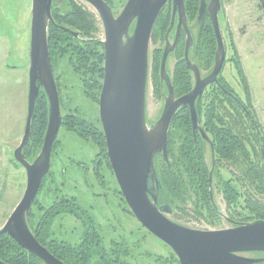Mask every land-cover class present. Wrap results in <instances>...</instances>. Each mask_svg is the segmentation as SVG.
Returning a JSON list of instances; mask_svg holds the SVG:
<instances>
[{
  "label": "rangeland",
  "instance_id": "rangeland-1",
  "mask_svg": "<svg viewBox=\"0 0 264 264\" xmlns=\"http://www.w3.org/2000/svg\"><path fill=\"white\" fill-rule=\"evenodd\" d=\"M104 1L115 16L127 2ZM30 6L31 0H0V227L21 199L26 183L25 170L14 160L13 151L22 139L27 113ZM51 10L55 24L71 27L82 34L89 30L86 36L82 35V39L90 38L101 44L102 24L88 4L81 0H53ZM161 12H168L170 21L171 0L165 3ZM75 14L78 21H86L87 25L83 30L64 23L67 17ZM218 20L225 47V58L219 71L220 87L212 85L203 90L202 100L198 104L202 115V123L199 120V124L205 130V111L208 106H215L217 119H213V123L217 128L222 124L232 125L234 134L246 142L248 151L247 155L228 152L225 159L214 152L209 189L210 147L200 137L205 144V161L208 165L207 196L209 198L211 190L212 202L217 209L235 222L264 220L261 218L264 217V192L261 190L262 182L264 184V13L259 9L257 0H220ZM187 25L196 44L203 25V22L197 25V12L187 18ZM174 28L168 35L170 40L174 37ZM166 30L157 39L152 33L149 41L145 97L148 125L158 119L163 106V95L167 92L166 88L160 91L159 72L157 80L154 72V54L161 50L157 62L159 66ZM70 41L71 46L66 48V52L49 53L59 95L61 126L52 146L49 172L43 178L30 208L29 227L34 234L41 228V218L53 208H76L74 214H56L52 217L49 228L50 241L65 242L75 249L72 253H80L79 256L70 258L71 264H178L171 249L142 227L126 205L107 160L104 137L102 139L98 134L81 136L82 131L76 130L75 121L82 120L102 132L98 98L103 62L95 69V73L88 72L93 61L88 63L85 54L79 55L76 51L80 46L84 49V41ZM73 48L75 51H72ZM182 49L183 40H180L178 47L167 58L166 67L171 77L175 75L177 65H180ZM215 51L216 44L213 54ZM199 68L201 75L208 74L213 68V60L206 66L200 63ZM215 88L227 93L231 102L220 97L212 104L210 95ZM39 98L44 99L48 116V103L43 91L39 93L37 99ZM241 106L247 108L248 116L245 117L249 119L239 117ZM45 130L46 126L38 144H34L31 133L24 147L29 161L39 152ZM85 130L90 132L89 129ZM255 133L259 135L256 142ZM252 139L253 142L248 141ZM175 145H178L176 138ZM245 158L249 160L246 161ZM167 162L169 164L168 151ZM162 163L166 164L159 153L155 157V168L159 169ZM252 169L259 173L257 181L252 179ZM193 188L189 186L184 191L186 195L180 200L171 199L166 189L163 193L160 191L159 205L170 204L169 201L174 203L172 213L167 214V218L195 229L228 227L230 224L216 214L210 199H198ZM232 194L236 198L235 202L227 200ZM83 232L87 235L84 243L81 242ZM47 250L49 251L48 248ZM251 256L264 258V252Z\"/></svg>",
  "mask_w": 264,
  "mask_h": 264
},
{
  "label": "water",
  "instance_id": "water-1",
  "mask_svg": "<svg viewBox=\"0 0 264 264\" xmlns=\"http://www.w3.org/2000/svg\"><path fill=\"white\" fill-rule=\"evenodd\" d=\"M53 0H31L28 46L27 113L23 136L13 151L14 160L25 170L23 195L0 227L22 249L43 264H65L39 243L28 224L31 205L50 169L53 143L61 126L59 95L49 55L48 29L53 25ZM99 17L103 38V75L98 98L99 121L105 140L106 155L122 197L133 216L150 234L165 243L180 264H256L262 260L242 258L238 252L264 251V220L241 222L216 230H194L180 226L170 219L169 206L158 205L162 187L155 168L160 153L167 160V138L170 123L180 108L188 107L191 130L195 139L198 131L210 147L211 170L214 168L213 144L199 124L195 102L204 88L217 81L225 58V47L219 27L220 0H199L197 24L205 13L216 41L213 68L205 77L188 58L193 37L187 25L184 0H171L168 28L159 63V79L167 92L158 119L148 125L145 116V97L148 80V48L150 35L161 9L168 0H127L115 16L104 0H81ZM133 24V27L131 25ZM175 24L172 40L168 35ZM73 36L77 31L57 25ZM184 33V60L193 73L192 89L175 97L167 71L168 56L173 53L180 31ZM43 91L48 103L46 130L39 152L32 161L23 153L31 137V122L39 93ZM210 199L212 193L209 190ZM0 264H9L0 259Z\"/></svg>",
  "mask_w": 264,
  "mask_h": 264
},
{
  "label": "trees",
  "instance_id": "trees-1",
  "mask_svg": "<svg viewBox=\"0 0 264 264\" xmlns=\"http://www.w3.org/2000/svg\"><path fill=\"white\" fill-rule=\"evenodd\" d=\"M259 9L264 13V0H257ZM199 0H184L185 12L187 18L192 16L195 12H197ZM77 15H72L71 17H67L64 20V23L69 24L72 27L83 30L87 25L84 19L78 21ZM82 21V22H81ZM169 21L168 12H160L158 19L153 27L152 33L157 39L163 32L166 30ZM202 29L199 34L197 40V51H198V59L204 66L211 63L213 60V53L215 49V38L211 29V26L207 18L203 21ZM89 30L86 31L85 34H88ZM151 33V35H152ZM82 34V35H85ZM86 36V35H85ZM70 39L77 42V40L69 35L64 30H61L53 25L49 26L48 29V45H49V53L53 52H66V48L71 46ZM85 45L84 49L80 48L76 49L77 54L82 55L85 54L86 60L88 63H91V70L88 69V72L95 73V69L99 68L103 62V47L102 45L88 38V40L84 41ZM73 47V46H72ZM75 48L72 49V51ZM175 51V50H174ZM161 50H157L154 55H156V66L154 68V72L156 73L155 79L157 80L158 73V65L157 62L160 57ZM75 54V53H74ZM76 54V55H77ZM177 65L175 75H174V88L175 94L177 96L181 95L183 92H186L190 88L189 77L185 75L184 66L182 62ZM100 73L102 69L100 68ZM246 94H248L247 85L243 84ZM212 104L218 98L223 97L225 101L231 102V99L227 96V93L222 92L221 89L215 88L211 93ZM44 98V97H43ZM198 104L201 102L202 98L198 99ZM44 99L39 98L36 101L35 111L33 115V119L31 122V133L34 138V144H38L43 135V130L46 126V107L44 106ZM215 106H208L204 115V131L207 136H210V141L214 146L215 155H219L226 158V154L230 153H244L247 155V147L246 142L241 139V137L237 134H234L232 130V125L226 126L225 124L219 125L217 128L216 124L213 123V119H217L215 116ZM198 118L201 120V112L199 107L196 108ZM247 108L241 106L239 109V117L248 116L246 113ZM245 113V114H244ZM243 115V116H242ZM247 118V117H245ZM249 119V118H247ZM77 123L76 130L82 131L81 136H94L100 135L103 139L102 132L96 130L90 126V124H86L82 120H76ZM252 125L257 127V124L252 122ZM231 126V127H230ZM253 127V126H252ZM85 129H89L88 132ZM84 131V133H83ZM193 134V133H192ZM190 129V118L188 108H180L174 118L171 121L170 128L168 131L167 138V151L169 154V164H161L159 169L156 168L160 183L162 186V190H167L170 194L171 199H183L186 195L185 192L191 186L196 190V196H199L200 199L208 200L207 196V173H208V165L205 161V144L204 142L196 136L195 141L193 140ZM208 136V137H209ZM175 138L178 142V145H175ZM259 138L257 133L254 134V141L256 142ZM249 142H253L252 140H248ZM207 143V142H206ZM208 144V143H207ZM250 144V143H247ZM25 149V148H24ZM23 149V153L27 158V153H25ZM244 158V157H243ZM246 161L249 159L245 158ZM157 167V166H156ZM253 180H258L257 171L255 172L253 169ZM264 172V170H263ZM261 190L264 192V184L262 182ZM185 191V192H184ZM163 193V192H162ZM164 197V195L162 196ZM173 197V198H172ZM227 200L230 202H235L236 198L232 194L227 197ZM76 208L74 210L67 207H58L53 208L46 213V216L41 218L39 222L40 229H37L34 232L37 240L44 244L49 251L55 255L57 258L62 260L65 264H71L70 258L77 257L80 253L75 255L73 250H75L71 245L60 242V241H50L49 240V228L51 225L52 217H54L58 213H75ZM264 218V217H261ZM97 235V234H96ZM0 259L9 264H42V262L36 257L32 256L26 250L22 249L14 240H12L7 234L0 235Z\"/></svg>",
  "mask_w": 264,
  "mask_h": 264
},
{
  "label": "flooded vegetation",
  "instance_id": "flooded-vegetation-1",
  "mask_svg": "<svg viewBox=\"0 0 264 264\" xmlns=\"http://www.w3.org/2000/svg\"><path fill=\"white\" fill-rule=\"evenodd\" d=\"M208 1V0H207ZM52 11V10H51ZM205 18H207V20H208V15L205 13V15H204V17H203V19H202V21L205 19ZM201 21V22H202ZM209 21V20H208ZM200 22V23H201ZM50 25H53L52 23L50 24ZM197 25H199V24H197ZM53 26H55V27H57V25H53ZM211 26V25H210ZM174 27H175V24H174ZM58 28V27H57ZM66 28H69V29H71L72 31H76V30H73L71 27H66ZM62 30V29H61ZM64 31H66L67 33H69L67 30H64ZM77 32H79L80 33V31H77ZM69 35L71 36V37H73V38H75L77 41H79V40H82V41H86L85 39H82V33H80V36H73L71 33H69ZM193 37V36H192ZM180 40L182 41L183 40V49H182V58L179 60L180 62H182V64H183V66H184V71H185V75H187L188 77H189V84H190V88L186 91V92H183L181 95H183V94H185V93H187V92H189L191 89H192V87L194 86V83H195V79H194V75H193V73L187 68V66H186V62H185V60H184V33H183V31L181 30L180 31V33H179V37H178V41H177V45H176V47H175V49L178 47V45H179V42H180ZM196 44H197V41H196ZM196 44H195V40H194V38H193V44H192V46L190 47V49H189V52H188V58H189V60L191 61V62H193V63H195L196 64V66H197V68H198V70H199V72H200V68H199V64L201 63L200 62V60L198 59V51H197V47H196ZM215 44H216V41H215ZM174 49V50H175ZM190 53L192 54V56H190ZM214 55V54H213ZM213 64H214V56H213ZM158 72H159V66H158ZM210 73V72H209ZM208 73V74H209ZM208 74H206V75H208ZM206 75H201V72H200V76L201 77H205ZM191 76H192V78H191ZM158 79H159V73H158ZM173 80H174V76H170V81H171V85H172V88H173V93H174V96L175 97H179V96H181V95H179V96H177L176 94H175V88H174V84H173ZM159 81V89H160V91H162V89H165L166 88V86H165V84H164V82H161L160 81V79L158 80ZM212 85H214V86H216V87H220V83H219V73H218V75H217V81L216 82H214V83H211V84H209V85H207L205 88H207L208 86H212ZM205 88H204V90H205ZM166 91H167V89H165ZM204 92V91H203ZM163 93V92H162ZM198 101L199 100H197L196 102H195V106H198ZM200 120V119H199ZM202 122H201V120H200V124H201ZM202 126V125H201ZM102 130V129H101ZM204 131V130H203ZM205 132V131H204ZM206 134V133H205ZM207 135V134H206ZM195 136H196V138L197 137H201V135H200V133L198 132V131H196V133H195ZM192 137H193V134H192ZM209 138V137H208ZM206 142V141H205ZM208 143V142H207ZM107 160H108V158H107ZM167 164H168V162H167V160L165 161ZM108 163H109V160H108ZM109 166H110V163H109ZM110 169H111V166H110ZM112 172V171H111ZM113 174V173H112ZM114 176V175H113ZM118 186V185H117ZM119 189V188H118ZM163 192V190L161 191V193ZM198 199H200L199 198V196H196ZM208 199H210V194H209V198ZM170 200V199H169ZM202 200V199H201ZM200 200V201H201ZM212 200H213V193H212ZM212 200L210 199V203H211V205L213 206V209L215 210V212H216V214L220 217V218H222L225 222H227L228 224H230L228 227H232V225L234 226V225H236V224H239V223H241V222H235V221H233L231 218H230V216L229 215H227V214H225V213H223L222 211H220V210H218L217 209V206H216V204L214 203V202H212ZM203 201V200H202ZM214 201V200H213ZM169 203L170 204H163V205H160V206H164V205H166V206H169V208H170V211H169V213H165V215H167V214H171L172 213V209H171V207L173 206V202H171V201H169ZM172 204V205H171ZM158 205H159V203H158ZM72 214V213H71ZM167 217V216H166ZM169 219V218H168ZM84 221H85V219H83ZM173 222V221H172ZM175 223V222H174ZM176 224H178V223H176ZM178 225H180V224H178ZM180 226H183V225H180ZM183 227H185V228H189V229H194V230H200V231H205V230H216V229H195V228H190V227H186V226H183ZM228 227H224V228H228ZM224 228H219V229H224ZM85 238V240H83ZM86 238H87V235H86V232H83V234H82V240H81V242H85L86 241ZM80 242V243H81ZM170 248V247H169ZM172 251V250H171ZM173 252V251H172ZM259 252H264V251H246V252H238V253H236V255L237 256H239V257H242V258H247V259H253V260H262V261H260V262H258V263H256V264H264V258L263 257H258V256H251V255H254L255 253H259ZM175 255V254H174ZM175 257H176V255H175ZM176 259H177V261H178V264H180V261H179V259L176 257Z\"/></svg>",
  "mask_w": 264,
  "mask_h": 264
},
{
  "label": "bare ground",
  "instance_id": "bare-ground-1",
  "mask_svg": "<svg viewBox=\"0 0 264 264\" xmlns=\"http://www.w3.org/2000/svg\"><path fill=\"white\" fill-rule=\"evenodd\" d=\"M198 5H199V3H198ZM158 19V18H157ZM156 23V22H155ZM155 25V24H154ZM154 27V26H153ZM153 30V29H152ZM152 33V32H151ZM150 38H151V35H150ZM150 41V40H149ZM172 54V53H171ZM203 93V92H202ZM202 95V94H201ZM201 98V96L198 98V99H200ZM197 99V100H198ZM196 100V101H197ZM185 108V107H184ZM188 108V107H187ZM33 119V118H32ZM208 137V136H207ZM210 140V139H209ZM207 142V141H206ZM211 142V141H210ZM212 143V142H211ZM111 171H112V169H111ZM113 173V172H112ZM116 180V179H115ZM117 183V182H116ZM118 185V184H117ZM118 188H119V186H118ZM119 191H120V189H119ZM121 193V192H120ZM122 195V194H121ZM46 248V247H45ZM52 254V253H51ZM62 261V260H61Z\"/></svg>",
  "mask_w": 264,
  "mask_h": 264
}]
</instances>
